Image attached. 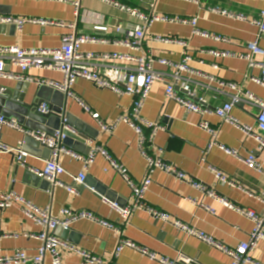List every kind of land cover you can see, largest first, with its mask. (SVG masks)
Here are the masks:
<instances>
[{
    "label": "crops",
    "instance_id": "1",
    "mask_svg": "<svg viewBox=\"0 0 264 264\" xmlns=\"http://www.w3.org/2000/svg\"><path fill=\"white\" fill-rule=\"evenodd\" d=\"M113 1L146 13L150 11L147 1ZM74 4H78V10ZM213 9H219L222 13L213 12ZM262 11L264 0H156L157 14L197 18V30L210 37L193 35L191 26L155 22L147 31L142 51H135L115 44V41H125L126 33L134 31L141 23L101 0H0V16L66 24L65 27L35 23H25L22 27L1 25L4 27L0 30L1 48L56 50L61 45L62 37L74 32L77 35L108 40V43L104 44H84L81 47L83 53H119L129 56L145 54L171 62H180L184 54H189L191 61L188 66L191 72H183L181 77L189 81L197 97L207 98L208 107L212 111L202 118L187 112L174 102L167 101V85L163 83L153 86L141 111L146 121L159 123L162 128L155 138L157 150L151 151V154L186 176L185 181H182L158 169L151 174L152 183L145 193L144 201L148 207L166 214L168 221L157 219L144 210L134 212L127 222L124 221L110 204H117L120 209L129 207L133 203L131 189L100 154L95 156L94 162L87 168L80 160L68 155L62 156L61 165L65 173L59 176L61 182L72 186L75 177L85 174V182L78 187L77 194H70L65 188L53 186L43 179L34 184L30 178H26L28 170L17 164V152L13 155L1 154L0 192H13L39 209H48L55 217L61 218V210L68 208L91 212L113 225L115 229H109L98 223L83 220L72 224L68 231L57 228L50 232L71 246L102 258L104 264H161L130 248H124L119 256L114 257L113 254L121 240H128L160 258L169 260H175L181 255L195 264H231L229 256L195 237L187 236L175 223L180 222L202 232L230 249L248 242L254 229V223L250 219L195 189L189 184L190 179L202 184L231 205L253 211L257 215L264 213V205L260 200L264 198V150H260L259 143L254 138L246 136L230 124L223 123L213 114L217 107L227 102L234 94V91L223 86L222 82L234 84L239 90L250 92L264 101V87L250 79L259 77L260 70L250 68L248 62L239 57L247 53L248 43L256 42L264 50V36H260V28L254 24ZM68 24L75 25V29L68 28ZM118 27L122 28L121 33H117ZM151 37L178 38L185 40L187 47L154 42ZM214 37L221 40H215ZM209 51L235 56L215 57L209 54ZM255 60L262 61V58L257 56ZM112 63L120 69H130L134 66L129 61H95L98 70L108 74V66ZM154 69L169 76L175 72L174 69L160 64H155ZM6 71L18 74L22 79L0 78V87L7 89L17 82L30 85V89L25 88L16 93L17 97H21L28 104H33L35 89L43 87L37 81L59 84L64 81L63 75L57 71L31 69L23 74L19 68L8 62ZM53 91L67 99V106L63 98L56 99L54 96L51 101H43L42 104L53 110H61L70 124L68 132L72 138L67 145L63 144V147L88 157L100 146L127 170L131 181L139 183L144 180L147 162L140 153L137 136L127 123L119 122L122 116L130 114L132 97L119 96L83 79L76 80L69 89L71 95L55 89ZM176 91L179 95L186 96L179 87H176ZM84 106L91 113L98 114L100 121L114 125L113 131L103 133ZM232 115L241 125L249 126L255 134H259L257 110L248 103L242 102L235 106ZM202 121L217 130V145L213 146L206 156L204 152L211 142V137L200 128ZM24 136L19 131L4 127L1 142L11 148H19L23 145ZM34 145H30L28 151L21 149L26 154L24 163L27 168L43 170L51 153L42 148L37 152L38 147ZM219 146L234 150L238 155H229ZM251 156L255 157L263 173L243 163L242 159ZM217 172L235 186L221 183L216 178ZM43 231L44 228L25 216L21 206L0 209V235L7 236L0 240V257L12 255L17 250L24 251L28 256H37L42 242L33 236ZM59 252L62 264H83L82 258L74 252L65 249ZM252 258L257 263L264 264V242L259 243L252 253ZM43 264H52L49 254L45 256Z\"/></svg>",
    "mask_w": 264,
    "mask_h": 264
},
{
    "label": "built area",
    "instance_id": "2",
    "mask_svg": "<svg viewBox=\"0 0 264 264\" xmlns=\"http://www.w3.org/2000/svg\"><path fill=\"white\" fill-rule=\"evenodd\" d=\"M60 2H66V0H56ZM114 8L126 13L130 17L138 20L141 24L134 30L126 33L125 41H115V44H121L135 51H142L143 42L149 28L155 22H164L171 24H181L191 26L193 28V35L210 37L208 34L197 30V18H180L162 16L155 12L156 0H141L148 2L149 12L146 13L138 8H131L120 4L113 0H101ZM78 10V4H74ZM213 12H221L219 9H213ZM222 13V12H221ZM225 14V12H223ZM241 19H245L243 16H239ZM25 23L41 24L42 26H59L65 27L66 24L45 21V20H33V19H19L14 17L0 16L1 25H15L22 27ZM254 24L260 28V36H264V11L260 13ZM68 28L75 29V25L68 24ZM123 30L121 27L117 28V33H121ZM215 40H221L219 37H214ZM151 40L158 43L176 44L182 47H187V42L178 38H165V37H151ZM94 43H108V40L96 38L88 35H77L74 32L65 34L61 39V45L56 50L49 49H21L18 47H0V78L9 80H20L22 76L6 71L7 62L19 68L23 74L31 69L36 70H50L61 73L64 77L63 83L37 81L41 86H48L55 90L67 93L69 95V89L75 84L76 80L83 79L91 82L96 87L101 89H107L119 96H129L133 98L132 109L128 116H122L119 119L129 125L137 136L138 146L141 155L147 162V174L144 180L139 183H134L130 180L127 170L123 168L121 164L111 158V156L100 146L96 147L88 157H83L79 154L72 152L71 150L63 147V141L65 135L63 131H68V127H65L61 131L55 132L53 135H48L41 131H29L22 128L16 120L8 119L0 115V155L1 154H14L18 153L16 161L17 164L23 168H26L29 172L35 176L50 182L53 186L65 188L70 194H77L79 186L85 182V174H80L73 180L72 186H67L59 180V176L65 173V169L61 165L62 156L68 155L76 160H80L84 163L85 168L89 167L95 159L97 154L103 156L111 165L112 169L121 176V178L129 185L133 203L124 209H120L117 204H110L111 208L117 211L124 221H128L134 212L144 210L151 216L168 221L169 217L166 214L158 212L148 207L144 201L145 193L152 183L151 174L155 170L163 171L167 174L175 176L178 180L185 181V174L179 172L176 168L166 164L156 155L151 154V151H156L155 138L159 131L162 130L159 123H151L146 121L141 114L145 102L147 101L153 86L157 83L166 84L165 96L167 101L174 102L187 112H191L200 115L202 118L208 114H211V110L208 107V100L205 97H197L189 84V81L181 77L183 72H191L188 63L191 61L189 54H184L183 59L180 62H171L163 58H157L152 55L142 54L141 56H129L126 54L112 53L105 55H96L93 53L81 52V47L84 44ZM247 53L240 55V59L248 62L250 68L260 70L259 77H251V81L264 87V50L258 46L255 42L246 44ZM209 54L219 57L235 56L230 53L209 51ZM261 57L262 61H256L255 57ZM98 59L104 61H129L134 64L130 69H120L115 63L108 66L109 74L102 73L98 70L95 61ZM155 64L170 67L175 72L169 76L164 72H158L154 69ZM34 81L33 79H28ZM223 86L229 87L234 91L227 102L217 107L214 110V115L217 116L223 123L230 124L243 132L246 136L254 138L259 143L260 150H264V101L256 97L250 92H243L239 90L234 84L221 83ZM176 87L183 90L186 96H181L177 93ZM197 98V99H196ZM245 102L257 110V130L259 134H255L253 128L241 125L232 115L233 108L240 103ZM85 110L90 113L92 118L97 122L100 130L103 133H111L114 125L107 124L100 121L99 115L91 113L90 110L85 107ZM40 112L43 114L49 113V106L43 105L40 108ZM200 128L207 132L211 137V142L204 152L206 156L213 146L217 145L216 134L217 130L211 127L206 121H202L199 124ZM4 127H8L15 131L23 133L25 136L33 138L35 141L41 143L47 148L51 149V157L46 162V166L43 170H34L27 168L24 163L26 154L22 152L21 146L19 148H11L1 142V132ZM148 131V133L146 132ZM263 134V135H261ZM219 148L229 155L237 156V152L229 150L223 146ZM203 156V161H205ZM243 163L254 170L263 173L259 163L255 157L251 156L247 159H242ZM264 175V173H263ZM216 178L223 184L235 186V184L229 181L225 176L220 173H216ZM195 189L206 193L212 198H215L228 208L244 215L254 223V229L250 235V240L246 243L240 244L235 249H230L222 244L214 241L211 237L199 232L187 225L176 222L175 226L185 233L187 236L195 237L198 240L205 242L207 245L218 249L231 259V264H259L252 258V253L255 251L259 243L264 242V213L257 215L250 210H243L239 207L227 203L225 200L220 199L217 195L210 190H207L202 184L190 179L188 180ZM264 205V198L260 199ZM107 202L106 200H104ZM14 205H19L23 208L25 216L37 225L44 228V231L33 236L42 242V246L39 249L37 256H28L24 251L17 250L12 255L0 257V264H43L44 258L47 254L51 256L52 264H62L61 254L59 250L65 249L74 252L82 258L83 264H104V260L100 257H96L93 254L79 250L71 246L67 241H63L55 237L50 232L55 231L57 228H61L65 231L69 230L71 225L83 220L98 223L106 228L115 229L113 225L105 222L95 216L91 212L75 211L68 208L61 210V218L53 216L48 209H39L32 204L26 202L23 198L13 192L1 193L0 192V209H8ZM7 238L6 235H0V240ZM124 248H130L141 252L151 260L158 261L161 264H195L192 260L183 256H178L175 260H169L166 258H160L156 254L150 253L145 249L136 246L134 243L128 240H121L113 254L114 257L119 256Z\"/></svg>",
    "mask_w": 264,
    "mask_h": 264
},
{
    "label": "water",
    "instance_id": "3",
    "mask_svg": "<svg viewBox=\"0 0 264 264\" xmlns=\"http://www.w3.org/2000/svg\"><path fill=\"white\" fill-rule=\"evenodd\" d=\"M3 28V26H0V30ZM13 29L14 28L12 27L11 30ZM25 88L30 89V85L27 86L22 82H17L13 87H9L7 89L0 87V114L2 116L8 119L16 120L20 126H24L29 131H41L47 133L48 135H53L55 132L61 131L70 125L68 120H66V116L62 114L61 110H53L50 107L48 114H43L40 112L43 101H51L53 96L56 99L63 98L67 106V99L62 96V94L54 92L53 89L45 86L38 87L34 92L33 104H28L23 101L21 97L16 96L17 91H23ZM63 132L65 135L63 144L67 145L72 136L68 131ZM33 144H35L34 146L38 147V149H36L37 152L40 148H42L43 150L46 149V151L51 153V149L35 141L29 136H24L21 149L23 151H28L30 150V145ZM26 178H30L34 184H38L41 180V178L35 176L29 171L26 174Z\"/></svg>",
    "mask_w": 264,
    "mask_h": 264
}]
</instances>
